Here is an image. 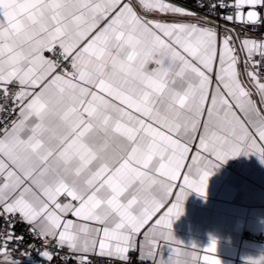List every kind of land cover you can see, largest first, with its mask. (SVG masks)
Wrapping results in <instances>:
<instances>
[{"label":"snow or ice","instance_id":"obj_1","mask_svg":"<svg viewBox=\"0 0 264 264\" xmlns=\"http://www.w3.org/2000/svg\"><path fill=\"white\" fill-rule=\"evenodd\" d=\"M199 6L0 0V264L34 247L18 224L47 264L49 249L172 264V224L217 162L264 163V38L247 36L264 0Z\"/></svg>","mask_w":264,"mask_h":264},{"label":"crops","instance_id":"obj_2","mask_svg":"<svg viewBox=\"0 0 264 264\" xmlns=\"http://www.w3.org/2000/svg\"><path fill=\"white\" fill-rule=\"evenodd\" d=\"M238 68L243 71V63ZM260 107L264 111V106ZM217 163L206 196L191 192L184 201L183 214L172 224L175 239L182 242L170 245L176 249L171 253L172 264H206L205 255L218 258L221 264H249L251 260L260 264L264 257V243L243 237L246 233L264 235V163L255 154ZM213 241L215 253L205 251Z\"/></svg>","mask_w":264,"mask_h":264},{"label":"built area","instance_id":"obj_3","mask_svg":"<svg viewBox=\"0 0 264 264\" xmlns=\"http://www.w3.org/2000/svg\"><path fill=\"white\" fill-rule=\"evenodd\" d=\"M171 2L176 3L179 6L186 7L193 12H197L201 15L207 14V7L201 8L199 5L201 3H204L205 5L213 2V0H171ZM213 20H216L219 25H221V31H223V26L227 25L229 28H236L237 32L240 34L241 38L245 36V33L240 31L241 26L238 24H231L229 22H226L222 19H219V16H213ZM247 36L250 38L255 39H262L264 38V29H257L255 31H251L247 33ZM258 58V57H257ZM2 182V181H0ZM0 227H3V221L0 220ZM15 231L18 235H23L25 237V240L23 242V247L28 248L29 244H33V248L27 249V254L19 256L17 254V258L20 260V264H47V261L45 257L41 254L40 251V244L41 241L38 239H33L32 236L29 234L27 230L26 225L18 224L16 225ZM245 239H254L256 241L264 243V235L263 234H251L246 233L243 236ZM50 251L54 252V259L51 262V264H77L75 259L68 260L65 257V253L67 252V249L58 251L55 249H49ZM21 251L23 252L24 249L22 248ZM132 259V264H147V262L138 261L136 259L137 253L132 252L129 254ZM88 260L91 261V264H121L119 260L111 259L108 257H102L98 254H90L88 256Z\"/></svg>","mask_w":264,"mask_h":264}]
</instances>
